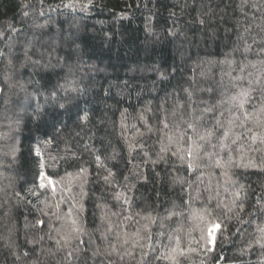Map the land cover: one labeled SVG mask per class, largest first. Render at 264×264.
<instances>
[{"label":"trees","instance_id":"obj_1","mask_svg":"<svg viewBox=\"0 0 264 264\" xmlns=\"http://www.w3.org/2000/svg\"><path fill=\"white\" fill-rule=\"evenodd\" d=\"M0 264H264V0H0Z\"/></svg>","mask_w":264,"mask_h":264},{"label":"snow or ice","instance_id":"obj_2","mask_svg":"<svg viewBox=\"0 0 264 264\" xmlns=\"http://www.w3.org/2000/svg\"><path fill=\"white\" fill-rule=\"evenodd\" d=\"M61 107H63V105H61ZM39 223H41V224H42L43 222H42V221H40Z\"/></svg>","mask_w":264,"mask_h":264}]
</instances>
